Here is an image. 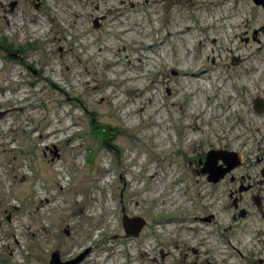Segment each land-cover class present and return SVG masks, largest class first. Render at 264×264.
<instances>
[{"label": "rangeland", "instance_id": "rangeland-1", "mask_svg": "<svg viewBox=\"0 0 264 264\" xmlns=\"http://www.w3.org/2000/svg\"><path fill=\"white\" fill-rule=\"evenodd\" d=\"M13 1L0 0V264L178 257L193 144L240 109L242 73L205 61L193 7L106 0L95 29V0ZM125 214L146 221L140 236Z\"/></svg>", "mask_w": 264, "mask_h": 264}, {"label": "flooded vegetation", "instance_id": "flooded-vegetation-1", "mask_svg": "<svg viewBox=\"0 0 264 264\" xmlns=\"http://www.w3.org/2000/svg\"><path fill=\"white\" fill-rule=\"evenodd\" d=\"M37 1L35 8L41 9L43 3ZM95 1L100 14L92 23L101 29L109 17L108 12L101 13L106 0ZM19 4L11 2V11ZM127 4L131 9L161 5L165 12L173 6L196 8L197 20L206 25L205 41H199L205 61L213 68L242 73L244 79L240 109L220 117L214 138L193 144L197 154L192 160L194 175L186 183L188 206L182 218L186 240L177 247L179 256L162 251L154 261L264 264V0H127ZM49 19L55 26V18ZM4 50L11 58L19 56L6 45ZM211 153L216 156L208 159ZM64 232L70 236L68 228ZM80 253L60 256L66 262Z\"/></svg>", "mask_w": 264, "mask_h": 264}, {"label": "water", "instance_id": "water-1", "mask_svg": "<svg viewBox=\"0 0 264 264\" xmlns=\"http://www.w3.org/2000/svg\"><path fill=\"white\" fill-rule=\"evenodd\" d=\"M4 116V113H0V119ZM52 152L58 156V150L56 147H53ZM215 154H210L208 159L210 157H213ZM146 224V221L141 217H130L128 215H124L123 217V226L126 234L133 235L138 237L140 235V232L142 231L144 225ZM91 250L86 249L82 253H80L76 258L69 260V261H62L60 252L57 250L52 254V258L49 264H81L85 258L90 254Z\"/></svg>", "mask_w": 264, "mask_h": 264}, {"label": "bare ground", "instance_id": "bare-ground-1", "mask_svg": "<svg viewBox=\"0 0 264 264\" xmlns=\"http://www.w3.org/2000/svg\"><path fill=\"white\" fill-rule=\"evenodd\" d=\"M133 85H134V84H133ZM128 86H129V85H128ZM55 172H56V171H55ZM93 181H95V180H93ZM95 188H96V187H95V184H93L92 187H91V189H95ZM91 189H90V190H91ZM78 192H80V190H78ZM92 199H94V197H93ZM46 202H49V200H46Z\"/></svg>", "mask_w": 264, "mask_h": 264}, {"label": "trees", "instance_id": "trees-1", "mask_svg": "<svg viewBox=\"0 0 264 264\" xmlns=\"http://www.w3.org/2000/svg\"><path fill=\"white\" fill-rule=\"evenodd\" d=\"M6 47L8 48V50H11L12 49L10 44H7Z\"/></svg>", "mask_w": 264, "mask_h": 264}]
</instances>
